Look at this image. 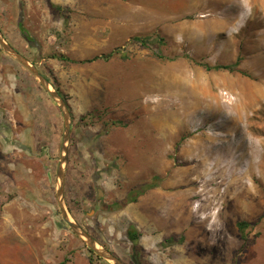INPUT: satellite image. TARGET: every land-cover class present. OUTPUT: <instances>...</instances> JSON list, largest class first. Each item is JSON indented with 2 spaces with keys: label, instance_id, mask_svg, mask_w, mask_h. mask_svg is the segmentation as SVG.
Masks as SVG:
<instances>
[{
  "label": "rangeland",
  "instance_id": "obj_1",
  "mask_svg": "<svg viewBox=\"0 0 264 264\" xmlns=\"http://www.w3.org/2000/svg\"><path fill=\"white\" fill-rule=\"evenodd\" d=\"M0 29L68 102L66 205L101 245L125 264H264V0H0ZM137 35L164 41L144 47ZM179 84L186 96L193 84L196 96L218 94L223 108L176 111ZM63 133L58 104L0 46V264H112L61 215ZM208 135L244 158L224 162L225 183L243 186L226 203L211 174L191 172ZM245 187L248 203L237 201Z\"/></svg>",
  "mask_w": 264,
  "mask_h": 264
},
{
  "label": "bare ground",
  "instance_id": "obj_2",
  "mask_svg": "<svg viewBox=\"0 0 264 264\" xmlns=\"http://www.w3.org/2000/svg\"><path fill=\"white\" fill-rule=\"evenodd\" d=\"M223 23V22H222ZM169 85V84H167ZM200 85V84H199ZM183 86L182 84H179L178 87L180 88V92L182 91L183 92ZM201 86V85H200ZM173 87V86H172ZM196 89H198V87L193 84V89H192V94L191 93H188V95H184V94L181 92V99L177 100V101H174L173 103V106L176 108V111H179V110H183V111H187L188 108L190 107V104L191 106L197 110L198 108H200L202 105H206V108L207 109H217V108H223L222 107V100L220 98V96L218 94L216 95H213V94H207L206 92H203L200 94V97L198 98L195 93H197ZM163 90V89H162ZM186 90V89H185ZM204 90V89H203ZM196 91V92H195ZM206 91V90H205ZM232 91V90H231ZM173 94V93H171ZM178 95V94H177ZM197 97V99L195 98ZM175 98V97H174ZM177 98V97H176ZM225 108V107H224ZM174 109V108H173ZM172 109V110H173ZM190 109V108H189ZM202 109V108H201ZM199 110V109H198ZM175 111V110H174ZM201 111H207L206 109L205 110H201ZM238 111V110H237ZM240 111V109H239ZM184 112V113H185ZM199 112V111H198ZM183 113V114H184ZM197 113V112H196ZM232 113V111H231ZM236 113V112H235ZM234 114V113H233ZM242 113L240 112L239 113V116L240 118H242ZM213 117V116H212ZM248 117V116H246ZM205 118V117H204ZM210 118V117H209ZM236 118V117H234ZM239 118V120H240ZM249 119V118H248ZM207 123V122H206ZM240 123V122H239ZM246 128V126H245ZM221 130V128H220ZM206 133V132H204ZM255 133V132H254ZM245 134V133H244ZM248 134V133H246ZM205 135V134H204ZM217 135V134H215ZM213 136V135H208L207 139L205 140V144H200V150L199 151H194V153H192V155L194 154L195 158H197V162H196V166H194V169H192V174H196L198 177L200 176H205L207 174H211V178L210 179H206V184L207 186L209 184H211L212 182H215L217 181L214 189L216 190V192L218 193L220 199H223V203H226L227 199H228V196H230L232 194V192H234V190H236V187L237 189H239L240 187H243L241 184H240V181L235 178H233L232 180H230L229 182H226L224 180H226L224 178V175H225V172H226V164H224L225 161L227 160H230L232 162L233 165L237 166H240L243 162V159L241 157V155H237V150L239 149V147L231 144L229 147L227 146L226 149H223V150H215L214 147H215V143L216 141L218 140H222V137L220 136ZM224 135V134H223ZM225 136V135H224ZM252 136H250L251 138ZM255 137V135H254ZM225 138V137H224ZM249 140V139H248ZM251 140V144L254 142L253 139H250ZM242 142V141H241ZM208 143V145H206ZM193 146V145H192ZM193 148V147H192ZM247 148V147H246ZM249 148V147H248ZM241 149L242 146H241ZM245 152V150H244ZM237 153V154H236ZM216 155V156H215ZM251 156V155H250ZM214 159V161L212 160ZM210 160L213 162L212 164L209 163ZM250 166L253 167V162L250 161ZM242 175V174H241ZM218 176H221L222 177V180L219 182L218 181ZM237 181V185L235 184L234 181ZM192 182L196 183V180H193ZM189 184V183H188ZM225 184V185H223ZM222 186H224V190H222ZM239 187V188H238ZM242 191V188L240 189ZM244 190L245 193H244ZM202 192V190H201ZM200 192V193H201ZM193 195V193H192ZM191 195V196H192ZM253 195V194H252ZM193 197V196H192ZM251 197V189L250 187H245V189H243V191L241 192V194L239 195L238 194V197H237V201L239 200H242L244 201L245 203H248V200L249 198ZM187 198V197H186ZM210 198V197H209ZM253 198V197H252ZM236 199V198H235ZM239 199V200H238ZM216 200V199H215ZM158 201V200H157ZM214 201V199H213ZM252 201V200H251ZM156 202V201H155ZM253 202V201H252ZM165 203L167 204V207H169L170 209H175V210H178L176 209V203L175 202H172V201H165ZM181 204V203H180ZM187 204V203H185ZM204 205V204H203ZM249 205V204H248ZM182 206V205H181ZM231 206V205H230ZM156 206H148L147 209H159L158 207L154 208ZM186 207V206H185ZM201 207V206H200ZM244 207V206H243ZM209 208V207H208ZM190 203H188V206H187V213L189 215L191 214H194V211H190ZM204 209V208H203ZM200 211H202L201 209H197L196 213L198 214ZM188 214L187 217H188ZM244 216V215H243ZM198 217V216H197ZM189 219V218H188ZM178 220V219H177ZM179 222H181L182 220L179 219L178 220ZM161 222V221H160ZM169 222H171V220L169 219ZM186 222V221H185ZM205 222V220H200L198 224H201ZM215 230V229H214ZM228 244V243H227ZM230 244V243H229ZM224 246V245H223ZM231 248V247H230Z\"/></svg>",
  "mask_w": 264,
  "mask_h": 264
},
{
  "label": "water",
  "instance_id": "obj_3",
  "mask_svg": "<svg viewBox=\"0 0 264 264\" xmlns=\"http://www.w3.org/2000/svg\"><path fill=\"white\" fill-rule=\"evenodd\" d=\"M0 46L7 54H9L17 61H19L36 77V79L40 82V84L46 89V91L58 104L59 109L63 114L64 133L61 143V154L57 169L58 183L56 189V198L59 204V208L63 220L72 228L74 233L86 243L90 251L94 252L99 257L106 259L108 262L112 264H125L110 249L101 245L94 236H92L86 229L82 227L80 223L75 221L71 217L69 210L67 208L66 199H65V180H66V168L69 158V143L71 140V130H72V115L68 102L62 96V94L53 87L51 82L39 70V68L31 60L25 57L18 49H16L11 43L7 41L1 29H0Z\"/></svg>",
  "mask_w": 264,
  "mask_h": 264
},
{
  "label": "trees",
  "instance_id": "obj_4",
  "mask_svg": "<svg viewBox=\"0 0 264 264\" xmlns=\"http://www.w3.org/2000/svg\"><path fill=\"white\" fill-rule=\"evenodd\" d=\"M18 26L21 28L22 30V34H23V37L29 42V43H33L34 42V39L28 35L27 33H25L26 31V28L24 27L23 25V22L22 21H19L18 22ZM27 34V35H26ZM134 42H138L140 43L142 46L144 47H151L152 45H155V44H162L164 39L161 38V37H158L156 39H152L150 36H142V35H137L133 38ZM116 53H118L117 50H114V51H111L109 52L108 54H102V55H99V56H94L92 58H89V59H85L84 61L85 62H91V61H94V60H97V59H110L111 57H113ZM122 56H124V58H126V55L122 54ZM156 56L158 57H161L162 55L160 54H156ZM55 57H58L59 59L61 60H68V57H66L65 55H55ZM238 63H236L235 65H217L216 68H227V69H234L235 66L237 65ZM137 198L136 197H131V195H129V198H128V202H134L136 201ZM238 225V228L240 229V231L242 232V234L245 232L246 228L248 226H250V223L248 221H245V220H241L237 223ZM127 237L129 238V240L132 242L133 244V250H134V253H137L139 251V237H140V233L138 232V230L136 229L135 226L133 225H130L127 229ZM61 264H65V262H62Z\"/></svg>",
  "mask_w": 264,
  "mask_h": 264
}]
</instances>
